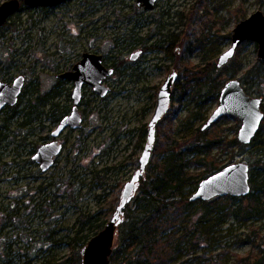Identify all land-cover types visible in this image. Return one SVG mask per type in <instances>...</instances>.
Listing matches in <instances>:
<instances>
[{"label":"rangeland","instance_id":"rangeland-1","mask_svg":"<svg viewBox=\"0 0 264 264\" xmlns=\"http://www.w3.org/2000/svg\"><path fill=\"white\" fill-rule=\"evenodd\" d=\"M4 1L7 0H0V4ZM261 3L260 0H158L155 8L148 11L139 7L137 0H70L53 9L29 8L14 14L0 28V81L12 83L22 75L26 83L16 113L6 111L4 118L13 116L2 122V133L9 136L0 146V264L64 263L73 251L71 230L79 228L80 214H93L110 203L117 208L121 191L135 174L147 143V135L143 142L140 136L143 127L148 128L158 91L172 72L180 74L176 68L179 56L188 57L194 64H217L230 45L238 22L259 10L264 12ZM167 34L179 35L178 40H183L177 46L178 57L174 60L165 50L153 47L162 44ZM89 52L102 54L104 64L115 67L112 76L104 80L111 92L100 97L94 87L83 86L78 106L84 120L82 128L66 130L63 136L66 148L57 166L40 175L34 165H29L31 154H20L17 141L21 132L46 122L50 109L52 122L71 112L74 83L57 76L72 70L82 54ZM136 52L142 54L132 60ZM258 52L256 42L242 46L237 58L242 69L234 78L242 81L251 96L264 101V73L260 77H247L248 71L257 72L263 66ZM177 79L183 82L179 75ZM230 79L226 72L223 81L227 83ZM175 88L176 84L173 91ZM47 94L54 95L49 105L40 109L39 119L24 128L25 117L20 111L29 99ZM197 101L198 93L192 91L181 102L177 95L176 103H171V131L166 122L162 125L165 128L162 131L167 133L164 139L167 141V135L171 136L169 145L184 143L204 123L202 119L195 126L187 123L189 114L199 111ZM217 106L218 103L211 102L203 109L207 119ZM227 119L219 132L225 140L233 141L238 138L242 123L237 118ZM262 131L260 139L264 141V128ZM37 132L30 137V143H38L48 130ZM255 144L244 150L216 149L206 166H192L191 173L201 179L213 165L258 160L259 165H264V145ZM155 158L152 154L151 159ZM25 160L28 162L23 165ZM106 168L114 169L104 172ZM20 172L23 178L15 179L13 175ZM56 180L54 189L60 196L57 199L51 185ZM60 181L72 184L62 195ZM225 201L220 202L221 206ZM210 232L205 258L212 256L220 264H237L238 257L254 251L251 240L258 242L264 236V218L247 223L229 219ZM41 244L48 247L41 250ZM116 246L117 237L114 249ZM189 257L184 256L178 264H188Z\"/></svg>","mask_w":264,"mask_h":264},{"label":"trees","instance_id":"trees-1","mask_svg":"<svg viewBox=\"0 0 264 264\" xmlns=\"http://www.w3.org/2000/svg\"><path fill=\"white\" fill-rule=\"evenodd\" d=\"M260 1L261 4H264V0ZM27 9V7L23 8V10ZM166 36L167 38L162 41V44H155L153 47L165 50L168 57L174 60L178 57L177 46L183 43V40L179 41L177 38L179 35L175 34ZM136 41H140V39H136ZM245 43L239 46L236 55L229 61V64L223 67H219L218 63L211 62H208L207 65L194 64L188 57L179 56L176 68H178V72L181 74V76L178 74L179 78L182 77L183 82L177 79L172 102L176 103L177 95L181 102L182 98H187L192 91H196L199 111L195 114L190 113L187 123L190 122L194 125L201 119L204 120V123L195 129L189 139L175 147L168 144L170 135H167V141L163 137L167 133L162 131L165 129L162 125L166 122L170 131L173 126L169 112L157 124L156 136L158 140L156 139L152 153L156 158L151 159L146 169L147 173L140 179L139 194H136L124 209V221L119 224L116 234L117 246L109 257L110 264H178L186 255L190 256L188 264H220L215 257H213L215 260L212 259V256L205 258L208 251L206 241L215 225H224L229 219L247 223L264 218V165H259V160L247 162L251 167L252 191L246 197H215L211 201L203 202L190 200L192 193L204 178L226 165H213L211 169L209 168L202 174L201 179L191 173L192 166L196 165L200 168L206 166L207 160L211 158L210 155L216 149L228 150L230 148L231 150L233 147H240L244 150L247 147H254L256 142L260 146L264 145V141L260 139L263 134L264 120L250 145L241 144L236 137L233 141H227L220 135L219 129L228 122L225 117L209 128H203L208 120L203 109L211 102H218L220 90L225 85L223 75L227 72L229 78H234L242 69V62L237 58ZM261 62L263 64L261 70L255 72L251 69L247 73L248 78L260 77V73H264V61ZM230 67L232 68L229 69ZM179 92H181V96H179ZM247 92L249 93V91ZM53 96L38 95L36 98L29 99L25 108L20 111L24 113L23 117H25L22 125L39 119L42 113L40 109L48 106L50 98ZM20 102L21 97L19 98ZM15 111L16 108L13 109V115L16 113ZM262 111H264V102ZM147 134L148 128L144 126L140 136L142 142ZM109 169L114 168H106L104 172ZM66 183L67 181L59 182L62 185L61 195L63 190L72 186V184L66 185ZM70 198L73 200V197L70 196ZM224 199L227 201L224 206H221L220 202ZM115 210L114 205L110 203L106 209L100 208L93 214H80L79 228L76 231L71 230L73 236L70 237V245L73 251L61 264H82V251L89 240L105 227L108 217ZM48 237L50 236L48 235ZM260 238L258 242L255 239H250L254 251L246 256L238 257L237 264H264V236ZM47 247L48 245L45 247L40 245L41 250H45ZM216 257L218 256L216 255ZM2 264H9V262ZM43 264L50 263L46 261Z\"/></svg>","mask_w":264,"mask_h":264},{"label":"water","instance_id":"water-1","mask_svg":"<svg viewBox=\"0 0 264 264\" xmlns=\"http://www.w3.org/2000/svg\"><path fill=\"white\" fill-rule=\"evenodd\" d=\"M158 0H137L139 7L152 11ZM66 0H23V5L30 8L49 7L54 8L65 3ZM22 5L20 0H7L0 4V27H2L14 13L20 11ZM231 43L227 50L218 58V66L223 67L236 55L239 46L245 42H256L259 47L258 58L264 59V12L259 10L248 18L238 22L231 34ZM228 53H231L228 55ZM141 52L132 55V60L137 59ZM114 69L103 64V55L96 53H84L81 60L74 65L73 70L60 74L59 77L70 79L74 82L72 99L74 106L69 115L61 119L60 125L54 130V137H58L67 128L79 129L82 127L83 119L80 115L78 105L82 100L84 85L94 87L100 97H105L110 88L105 86L104 80L111 77ZM177 72L167 76L158 91L156 108L148 123L147 143L144 151L139 157V165L135 174L131 177L122 189L121 199L113 216L96 236H93L82 251V264H110V255L113 252V245L119 224L124 221V209L138 193L140 179L146 174L148 164L156 143L157 124L167 115L173 100V88L175 86ZM25 79L23 76L16 77L10 84L7 81H0V109L8 106H16L22 95ZM217 108L211 113L204 124V129L217 123L221 118H237L242 126L238 131V141L241 144L250 145L258 134L264 111H262V98L251 96L239 79L231 78L220 90ZM62 146L55 140L49 144L41 145L35 153L34 160L42 165L44 172L52 167L53 158L60 154ZM250 165L247 162H235L223 166L217 172L204 178L197 190L190 197L191 201H211L215 197L230 196L242 198L252 191L250 184Z\"/></svg>","mask_w":264,"mask_h":264},{"label":"flooded vegetation","instance_id":"flooded-vegetation-1","mask_svg":"<svg viewBox=\"0 0 264 264\" xmlns=\"http://www.w3.org/2000/svg\"><path fill=\"white\" fill-rule=\"evenodd\" d=\"M21 1V5L23 6V0H20ZM67 1H70V0H66V2ZM66 2L65 3H63V4H66ZM63 4H60V5H63ZM60 5H58V6H60ZM58 6H55V7H58ZM54 7V8H55ZM24 9H25V7H23ZM28 9L30 8V7H27ZM38 8H42V9H45V8H49V7H38ZM30 9H33V8H30ZM49 9H53V8H49ZM24 11V10H23ZM22 11V12H23ZM13 16H11L9 19H8V21L7 22H9V20L12 18ZM6 22V23H7ZM5 23V24H6ZM4 24V25H5ZM3 27V26H2ZM1 28V27H0ZM84 54V53H83ZM82 54V55H83ZM142 54V53H141ZM83 57V56H82ZM82 59V58H81ZM78 63V62H77ZM103 64H104V56H103ZM75 65V64H74ZM73 65V66H74ZM105 65V64H104ZM107 66V65H106ZM108 67V66H107ZM113 69H114V72L116 71V69H115V67H113V66H111ZM111 67H108V68H111ZM74 68V67H73ZM73 70V69H72ZM69 71H71V70H69ZM68 71V72H69ZM65 73H67V72H65ZM60 74H63V73H60ZM60 74H58V76H57V78H62V77H59V75ZM19 76H22V75H19ZM24 77V76H23ZM108 78V77H107ZM106 78V79H107ZM25 79V78H24ZM62 79H64V80H68V79H66V78H62ZM70 80V79H69ZM70 81H72V80H70ZM8 83H10V82H8ZM13 83V82H12ZM12 83H10V84H12ZM25 83H26V79H25ZM74 83V82H73ZM105 84V83H104ZM24 86H25V84H24ZM106 86V85H105ZM108 87V86H107ZM110 88V87H109ZM23 89H24V87H23ZM23 92H24V90H23ZM23 92H22V94H23ZM110 92H111V88H110ZM109 92V93H110ZM108 93V94H109ZM107 94V95H108ZM72 95V94H71ZM21 97V96H20ZM19 101V100H18ZM82 101V100H81ZM19 103V102H18ZM17 103V104H18ZM80 105V104H79ZM78 105V106H79ZM74 106V105H73ZM17 107V105L16 106H6L5 108H3V109H0V138H1V141H0V146H2L1 144H2V142L7 138V137H4L6 134H3L2 133V128H3V121H4V119L6 120V121H8L9 119H10V117H12V116H10V117H7V118H4V114L6 113V111H13V109H15ZM73 108V107H72ZM72 111V110H71ZM71 113V112H70ZM70 113H67V114H65V115H63V116H61L60 118H57L56 119V122H52L51 121V119H52V115H53V110L52 109H50L49 110V112L47 113V117L44 119V121H46V122H40V126L38 127V128H36V129H33V128H30L29 130H27V134L24 132L23 134H22V132H21V138L17 141V143L19 144V147H20V149H19V152H20V154L21 155H24V154H27V153H29V154H31V157H30V163H29V165L31 164V165H34L40 172H39V174L41 175V174H46L48 171H50V170H52V168H54L55 166H57V162H58V159H59V157H61V155H62V152H63V150L66 148V142H64L63 141V136L65 135L64 133L66 132V130H68V129H70V128H67V129H65V130H63V132H61V134L56 138V137H54V130H56V128L60 125V122H61V119L63 118V117H65V116H67V115H69ZM81 115V114H80ZM82 117V116H81ZM83 119V118H82ZM33 121H35V120H33ZM33 121H30L28 124H25V125H22L24 128L26 127V126H28V125H31V124H33L34 122ZM83 122H84V120H83ZM45 123V124H44ZM46 123H49V125L47 126V124ZM45 125V126H44ZM83 125V124H82ZM42 128V129H41ZM43 128L44 129H47L48 130V133L46 134V136L44 137V138H42V139H40V141L37 143V142H32V143H30V137L31 136H35V134L36 133H38L37 132V130L39 131V129L40 130H43ZM82 128V127H81ZM81 128H79V130L81 129ZM72 129V128H71ZM73 130H78V129H73ZM6 136H9V134L8 135H6ZM57 141L58 143H59V145H61L62 146V149H61V152H60V154L59 155H57V156H54V158H53V165H52V167L48 170V171H46V172H44L43 170H42V165L41 164H39V163H37V161L36 160H34V156H35V153L37 152V150H38V148L41 146V145H45V144H49V143H51V142H53V141ZM30 145H31V147H30ZM28 149V150H27ZM27 162L28 161H23V165H25V164H27ZM28 165V166H29ZM28 166H26V167H28ZM25 167V166H24ZM21 174V172L20 173H15L13 176L15 177V179H18V180H20V179H22L23 178V176H21L20 175ZM11 176V175H10ZM8 177V176H7ZM57 180L56 181H54L51 185H52V189H54L55 187H57ZM53 193H54V198L55 199H57V198H59L60 196H59V194H58V192H55V189H54V191H53Z\"/></svg>","mask_w":264,"mask_h":264},{"label":"bare ground","instance_id":"bare-ground-1","mask_svg":"<svg viewBox=\"0 0 264 264\" xmlns=\"http://www.w3.org/2000/svg\"><path fill=\"white\" fill-rule=\"evenodd\" d=\"M23 7H28V6H26V5H23V6L21 7L20 11H19V12H17V13H20V12H22V11H23ZM17 13H14V14H17ZM14 14H13V15H14ZM255 137H256V136H255ZM255 137H254V138H255ZM253 140H254V139H253ZM151 157H152V156H151ZM150 159H151V158H150ZM148 165H149V164H148ZM120 199H121V198H120ZM119 202H120V201H119ZM118 205H119V204H118Z\"/></svg>","mask_w":264,"mask_h":264},{"label":"snow or ice","instance_id":"snow-or-ice-1","mask_svg":"<svg viewBox=\"0 0 264 264\" xmlns=\"http://www.w3.org/2000/svg\"><path fill=\"white\" fill-rule=\"evenodd\" d=\"M231 53H228V55H230Z\"/></svg>","mask_w":264,"mask_h":264}]
</instances>
